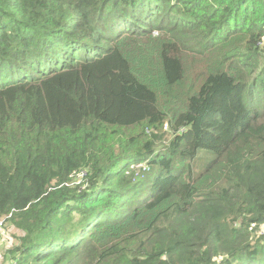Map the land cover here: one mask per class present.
<instances>
[{"label": "trees", "instance_id": "1", "mask_svg": "<svg viewBox=\"0 0 264 264\" xmlns=\"http://www.w3.org/2000/svg\"><path fill=\"white\" fill-rule=\"evenodd\" d=\"M1 217L10 264H264V0H0Z\"/></svg>", "mask_w": 264, "mask_h": 264}, {"label": "rangeland", "instance_id": "2", "mask_svg": "<svg viewBox=\"0 0 264 264\" xmlns=\"http://www.w3.org/2000/svg\"><path fill=\"white\" fill-rule=\"evenodd\" d=\"M136 51H130V54H134ZM22 232L10 224L5 227V231L2 235L0 242V264H10V253L9 248L17 242V236L21 235Z\"/></svg>", "mask_w": 264, "mask_h": 264}, {"label": "built area", "instance_id": "3", "mask_svg": "<svg viewBox=\"0 0 264 264\" xmlns=\"http://www.w3.org/2000/svg\"><path fill=\"white\" fill-rule=\"evenodd\" d=\"M165 128H167V125H166ZM7 217H10V215L7 216ZM7 217H1L0 218V242L2 240V235H3L4 231H5V223H6V218Z\"/></svg>", "mask_w": 264, "mask_h": 264}]
</instances>
